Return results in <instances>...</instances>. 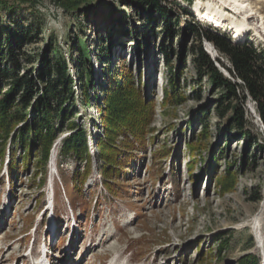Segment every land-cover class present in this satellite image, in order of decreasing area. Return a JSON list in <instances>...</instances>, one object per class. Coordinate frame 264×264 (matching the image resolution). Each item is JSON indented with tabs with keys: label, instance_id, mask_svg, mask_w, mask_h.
Returning a JSON list of instances; mask_svg holds the SVG:
<instances>
[{
	"label": "rangeland",
	"instance_id": "rangeland-1",
	"mask_svg": "<svg viewBox=\"0 0 264 264\" xmlns=\"http://www.w3.org/2000/svg\"><path fill=\"white\" fill-rule=\"evenodd\" d=\"M72 1L78 4L68 10L58 0H0L2 67L6 64L13 68L5 39L14 31L25 33L23 44L13 48L20 75L28 71L39 80L38 72L45 61L55 64L67 59L76 80L80 112L74 116L76 126L72 129L68 127L70 117L55 119L58 130H64L58 131L52 150L70 131L84 128L89 150L97 151L95 139L102 114L96 100L104 103L101 89L108 83L109 69L114 68L131 67L135 89L140 88L142 97L152 101L147 125L150 132L144 149L136 144L133 154H122L130 155L129 161L122 165L119 175L113 176L112 190L104 188L98 160L85 179L84 163L76 173L72 157L63 165L55 160L57 170L54 163H49L46 175L35 149L29 164L22 163L25 148L14 137L23 125L32 122V107L8 136L0 131V151L4 149L5 153L0 156V210L7 209L0 230V264H25L23 254L29 245L50 237L51 220H40L53 175L58 208L72 206L81 226L72 264H244L248 254L264 264V244L258 243L250 223L264 198V150L258 145L247 149L244 138L238 139L239 129L228 130L232 112H226L224 91L206 74L200 75L203 72L196 61L200 42L205 48L209 42L200 39L206 30L230 40L232 34L200 23L193 8L197 0H161L164 15L154 9L156 22L148 20L150 15L139 9L137 0ZM192 20L203 30L186 28L185 22ZM242 41L264 51V43L251 33ZM82 45L87 46L85 51L91 58L93 83L88 81L86 70L82 81L93 96L99 95L89 104L84 102L78 69L89 61L87 57L84 62L80 59ZM102 54H108V58L102 61ZM219 56L231 66L225 56ZM226 76L241 81L231 74ZM38 83L32 106L45 89L44 83ZM6 85L0 99L10 88ZM19 97L17 93L10 114L18 113ZM63 107L71 111L67 102ZM245 107L248 129L264 143V127L258 122L255 101L249 97ZM124 138L120 134L117 143L122 145ZM59 143L54 148L57 152ZM8 153L17 165L12 174V161L6 163ZM229 171L236 181L225 189L219 179ZM67 224L62 221L61 227L65 230ZM59 234L53 235L52 242L54 249L59 246L61 250L66 241L65 234ZM26 264H30L28 257Z\"/></svg>",
	"mask_w": 264,
	"mask_h": 264
},
{
	"label": "trees",
	"instance_id": "trees-1",
	"mask_svg": "<svg viewBox=\"0 0 264 264\" xmlns=\"http://www.w3.org/2000/svg\"><path fill=\"white\" fill-rule=\"evenodd\" d=\"M58 1L68 10L74 9L78 4L77 1L72 0ZM137 1L139 9L150 15L149 21L156 22L153 17L154 9L164 15V6L161 5V0ZM166 20L164 18V22ZM185 27H191L197 32L203 30L202 25L195 20H192L189 24L185 22ZM171 32L173 31L171 30ZM203 38L212 43L219 55L225 56L231 64V66H226L219 58L221 56L214 60L207 52L203 41L198 45L196 61L198 62V69L200 72H203L200 75L206 74L216 87L223 89V94H225L223 98H226L227 101L226 112H232L229 118L228 130L233 128L239 129L241 137H238V139L244 138L247 149L258 145L264 150V143L248 129L249 121L246 118L245 107L246 100L251 97L255 101L256 111L264 123V51H257L248 42L234 43L228 37L210 29L201 35L200 39L202 40ZM24 40L25 33L23 31L11 32L5 39L9 51L7 57L9 61L14 60V64L12 63L13 68H8L6 64L4 68L2 67L1 58L4 56V52L0 51V94L2 93V89L7 86L6 84L10 86L7 93L0 99V131L6 133L8 136L17 123L25 119L27 111L32 107L31 111L32 115H34L32 122L23 125L18 130L19 132L15 135L14 139L25 148V155L22 157L23 164H29L32 150L35 149L40 153V164L44 168L43 171L46 175L48 160L52 146L57 138V133L64 130L63 128L58 130L59 128L55 123V119L67 116V118L70 117L71 119L68 127L72 129L76 126L74 116L80 112L77 109L75 98L74 85L76 84V80L74 75L69 71L67 59H63V61L55 64L45 61L38 72L39 80L28 71H24L20 75V68L18 61L15 59L16 54L13 48L15 45H22ZM86 47V45L81 46L80 59L84 62L85 57H87L89 61L86 65L84 63L80 65L78 69L84 102L85 104H89L92 97L96 100L99 95L93 96L86 89V83L82 81L83 72L86 70L88 81L91 84L93 83L90 76L92 63L91 58H88V53L85 51ZM164 52L168 56L166 49H164ZM106 58H108V54L100 56L102 61ZM216 62L224 66L234 78L241 81L237 82L227 77ZM108 76L107 85L101 89L104 103L96 100V105L102 114V124L99 127L100 132L97 134L95 141L97 143L96 158L99 163H102L100 173L104 177L103 181L106 187L114 190L113 176L119 175L123 170L122 165L129 161L130 155L122 157V154H133L136 144L143 149L145 148L146 135L150 132V128L147 125L151 119L153 104L150 99L147 100L142 97L143 94L140 88L135 89L131 67L109 69ZM38 81L45 84V89L42 94L40 91L38 100L32 106L34 90H38L39 88ZM17 93L20 94L17 105L19 107L18 113L10 114V107L17 100ZM66 102L71 111L63 107V104ZM120 134L125 135L122 145L117 143ZM4 154L3 149L0 151V156ZM60 157L61 162L68 160L70 157L75 158L76 173H79V167L84 163L83 177L85 179L88 176L92 170L93 158L89 150L84 128L73 132L70 131V134L61 140ZM11 161L10 173L12 174L16 171L17 165L14 158ZM192 168L190 171H192ZM235 181L236 176L232 171H229L228 175L223 179H219L220 184L225 189L233 186ZM44 182L45 178L42 183ZM244 258H247L244 264H259L258 257L253 254L245 255Z\"/></svg>",
	"mask_w": 264,
	"mask_h": 264
},
{
	"label": "bare ground",
	"instance_id": "bare-ground-1",
	"mask_svg": "<svg viewBox=\"0 0 264 264\" xmlns=\"http://www.w3.org/2000/svg\"><path fill=\"white\" fill-rule=\"evenodd\" d=\"M193 8L198 21L200 20L199 22L207 25L211 24L213 27L232 33L234 43L244 41L249 33L253 35L255 40L264 43V0H197ZM206 50L213 59L219 57L218 51L209 42ZM224 71L228 74L226 69ZM258 122L262 124L261 121ZM5 216L6 212L0 210L1 224L4 223ZM263 216L264 198L260 209L252 216L250 221L259 244H264ZM53 229L54 226H52ZM23 257L25 258L23 262L26 264L24 254ZM66 261L69 262L70 260Z\"/></svg>",
	"mask_w": 264,
	"mask_h": 264
},
{
	"label": "water",
	"instance_id": "water-1",
	"mask_svg": "<svg viewBox=\"0 0 264 264\" xmlns=\"http://www.w3.org/2000/svg\"><path fill=\"white\" fill-rule=\"evenodd\" d=\"M223 71V70H222ZM224 72V71H223ZM226 75H230V73L228 72V74H226ZM256 109V108H255ZM259 118H260V116H259ZM260 120H261V118H260ZM261 122H262V126L264 127V123H263V121L261 120Z\"/></svg>",
	"mask_w": 264,
	"mask_h": 264
}]
</instances>
